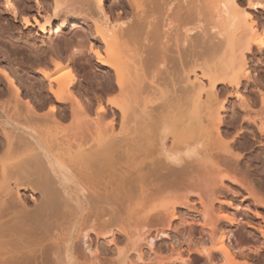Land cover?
Returning <instances> with one entry per match:
<instances>
[{
    "label": "bare ground",
    "instance_id": "6f19581e",
    "mask_svg": "<svg viewBox=\"0 0 264 264\" xmlns=\"http://www.w3.org/2000/svg\"><path fill=\"white\" fill-rule=\"evenodd\" d=\"M106 1L111 0H79L87 8L93 3L99 14ZM127 1L123 8L132 19L125 27L126 22L114 24L105 12L93 20L89 51L106 76L102 87H88L86 103L74 90L73 69L61 58L42 70L47 91L36 108L46 105L43 114L22 101L15 76L0 65L7 80V87L0 88V264L37 259L92 264L74 248L79 226L81 239L86 229L128 233L122 226L128 222L132 235L126 236L140 239L151 218L177 219L176 207L190 204L211 219L213 249L201 246L209 263L214 264L215 252L224 264H252L229 246L228 233L218 227L223 221L237 223L236 214L215 209L213 202L229 201L222 195L225 181L246 186L235 179L236 169L248 161L238 139L248 143L245 150L256 148L255 143L264 147V96L242 95L250 77L246 53L264 46V32L238 0H175V6L173 0ZM248 2L262 6L259 0ZM9 6L18 17L16 6ZM73 10L68 6L65 11ZM61 20L60 27L67 23ZM22 21L29 22L26 17ZM51 26L44 19L38 31ZM63 119L80 130L74 126L72 131V123L66 127ZM245 189L264 204V197ZM21 191L30 192V199ZM160 193L172 197L152 206ZM36 231L38 254L10 243ZM126 261L124 256L115 264Z\"/></svg>",
    "mask_w": 264,
    "mask_h": 264
},
{
    "label": "rangeland",
    "instance_id": "374dc122",
    "mask_svg": "<svg viewBox=\"0 0 264 264\" xmlns=\"http://www.w3.org/2000/svg\"><path fill=\"white\" fill-rule=\"evenodd\" d=\"M58 1L60 3L59 6H56L54 0H0V65L8 68L15 76L22 91V101H30L35 108L41 104L47 91V82L42 70L46 69L44 68L45 64L56 58H61L64 64H69L71 69H73V74L76 76L74 90L76 94L80 95V99L82 101L85 100L84 102L86 103L90 97V95H87L88 87H102L106 76L105 70L94 65L92 53L89 51L92 36L94 35L93 20L98 19L105 12L108 19L112 20L113 23L115 22L114 24L119 25V23H116L118 21L120 23L126 22L124 25L120 24L125 27L132 17L131 14H128L130 15L128 17L123 8L122 3L127 2L128 4L127 0L106 1L102 14H99L93 3L92 6L87 8L79 0ZM176 1L173 0L172 2L174 6ZM11 2L19 11L18 17L12 15L9 6ZM259 2L262 3L260 7L250 5L248 0H238L241 8L245 9L253 17L252 19L257 28L264 32V1L259 0ZM68 6L74 9L73 12L65 11ZM24 17L28 18V23H23L22 18ZM62 18L67 23L60 27L59 23ZM44 19H49L52 26L47 32L40 33L38 31V23L43 22ZM195 31L197 32V29L193 30L192 33ZM192 33L190 32L189 34ZM246 67L250 79L248 78L244 81L246 84L243 87L242 95L247 99L259 100V98L264 96V46L246 53ZM6 87L7 80L0 72V88L5 89ZM4 95L5 97L7 95L3 94L2 98L5 100L7 97L4 98ZM45 106L44 108L47 110V106ZM255 107V110L259 109L258 105ZM44 108L43 110L41 107L40 110L36 109L43 114L45 113ZM235 108H237V104ZM66 119L61 121L64 123L63 125L68 127L72 121L71 119ZM81 122L79 121L78 123L82 125ZM70 126L74 129L76 125L72 123ZM78 126L77 124L76 131H78V128L80 130ZM82 128H86L84 124L81 127V131ZM72 131H75V129ZM246 133H251L249 127ZM258 136V141H262L263 138L259 134ZM239 140L242 143L241 147L244 146L240 152L244 153L248 161L246 162L245 159L243 161L246 163V168L244 165L236 169L235 179L245 184V188L247 186L248 188L250 187V190L258 195H255L256 198L259 196L264 197L263 142L260 144L255 143L259 148L246 147L248 149L245 150L244 148L248 146V143L242 141V138ZM224 183L227 189L224 190L226 195L225 192L222 195L223 197L226 196L227 198H225L230 202L220 204V202L215 201L213 205L215 209L220 207L221 210H229L231 213H235L237 223L223 221L218 224V227L226 230L228 233L226 242L230 247L234 248L236 253L242 251L241 255L249 256V259L247 257L249 263L264 264V245L262 244V235H264V204L256 201L254 197L248 196V191L243 188L244 186L232 185L229 181ZM21 194L23 195L22 191ZM29 195L30 192H26L23 197L30 199ZM222 195H217V197L222 198ZM170 197H172L170 193H160L150 203H153V205L151 204L152 206L155 204L156 207H159L161 203L166 202ZM191 199L196 200V197H191ZM198 206L196 204V207ZM176 212L177 219L168 220L162 214L151 218L146 228L148 233L140 239L132 238L130 240L127 237L128 235L126 236L127 232L125 233L117 228H112L111 233H106V230L96 233L93 230L86 229L83 237L78 239L79 233L82 234L79 232L81 231L80 228H83V226H79L75 232L77 235L74 233L73 237L76 241H74V245H76L74 248L79 253V258L82 261L84 259L86 263L88 261L92 264H115L119 258L124 256L127 260L126 264L131 262L133 264H142L143 261H145L143 264H211L201 248L203 244L207 245L208 250L213 249L208 229L211 224L210 216L202 218L191 204L177 206ZM130 216L124 217L129 219ZM131 220H129L130 224H134L133 220ZM127 224L126 228L124 225L122 226L127 229V234H129V231L131 232L132 230L129 228L131 225L128 226ZM260 228H262L263 233H260ZM158 231H162L164 234L160 232L155 236ZM36 233L38 231L28 233V235L26 234L28 237L23 235L21 239L18 238L20 241H12L10 243H16V249L19 251L28 250L29 253L33 254L36 252L38 254L40 236L37 238L39 234ZM112 233L113 237L111 236ZM129 235L131 236L132 233ZM134 243L135 246L132 249ZM211 257L214 264H224L219 254L213 252ZM139 258H142L143 261H141L142 259L139 260ZM239 259L241 260V258ZM27 264L52 263L37 259L34 261L30 260Z\"/></svg>",
    "mask_w": 264,
    "mask_h": 264
}]
</instances>
